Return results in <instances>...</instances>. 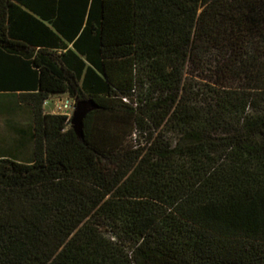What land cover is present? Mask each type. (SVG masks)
<instances>
[{
  "label": "trees",
  "instance_id": "trees-1",
  "mask_svg": "<svg viewBox=\"0 0 264 264\" xmlns=\"http://www.w3.org/2000/svg\"><path fill=\"white\" fill-rule=\"evenodd\" d=\"M1 95L0 264H264V0H0Z\"/></svg>",
  "mask_w": 264,
  "mask_h": 264
},
{
  "label": "rangeland",
  "instance_id": "rangeland-1",
  "mask_svg": "<svg viewBox=\"0 0 264 264\" xmlns=\"http://www.w3.org/2000/svg\"><path fill=\"white\" fill-rule=\"evenodd\" d=\"M216 55V52H214ZM209 54L207 55V57ZM203 58V63L189 65L196 74L205 72L212 75L215 58ZM217 58V57H216ZM202 59V58H201ZM200 66V67H198ZM199 80V78H197ZM76 102L67 93L51 94L44 103V111L73 115ZM33 115L26 105H19L8 95L0 96V152L13 154L21 161H30L33 157L34 143L20 131H27L32 125Z\"/></svg>",
  "mask_w": 264,
  "mask_h": 264
},
{
  "label": "water",
  "instance_id": "water-1",
  "mask_svg": "<svg viewBox=\"0 0 264 264\" xmlns=\"http://www.w3.org/2000/svg\"><path fill=\"white\" fill-rule=\"evenodd\" d=\"M97 107L92 99H83L76 103L75 111L71 118V125L79 137H83V120L88 112Z\"/></svg>",
  "mask_w": 264,
  "mask_h": 264
}]
</instances>
